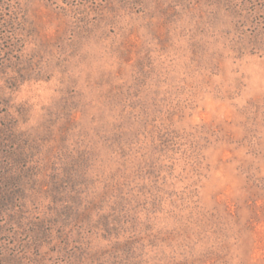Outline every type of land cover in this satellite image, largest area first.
I'll return each instance as SVG.
<instances>
[{"label":"rangeland","instance_id":"1","mask_svg":"<svg viewBox=\"0 0 264 264\" xmlns=\"http://www.w3.org/2000/svg\"><path fill=\"white\" fill-rule=\"evenodd\" d=\"M0 264H264V0H0Z\"/></svg>","mask_w":264,"mask_h":264}]
</instances>
